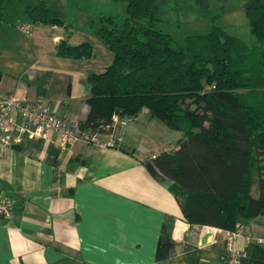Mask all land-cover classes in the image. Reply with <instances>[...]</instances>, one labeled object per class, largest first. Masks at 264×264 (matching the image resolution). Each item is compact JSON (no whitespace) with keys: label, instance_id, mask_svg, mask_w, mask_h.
Listing matches in <instances>:
<instances>
[{"label":"crops","instance_id":"crops-1","mask_svg":"<svg viewBox=\"0 0 264 264\" xmlns=\"http://www.w3.org/2000/svg\"><path fill=\"white\" fill-rule=\"evenodd\" d=\"M18 19L0 20V90L42 100L77 126L88 109L83 81L103 68L58 57L55 46L86 41L92 48L93 36L73 38L68 22L41 27ZM17 23L27 24V33ZM156 120L146 110L124 118L116 149L81 142L61 148L52 131L0 148V195L13 204L12 217L0 219V264H221L219 236L183 219L171 180L152 161L176 148L181 135L171 145L170 137L162 142L138 133L144 126L163 129ZM242 224L240 264H264V215Z\"/></svg>","mask_w":264,"mask_h":264},{"label":"trees","instance_id":"trees-1","mask_svg":"<svg viewBox=\"0 0 264 264\" xmlns=\"http://www.w3.org/2000/svg\"><path fill=\"white\" fill-rule=\"evenodd\" d=\"M7 1L0 0V20ZM123 1V16L90 21L112 58L86 76L88 109L77 127L146 110L181 132L176 148L152 161L171 180L168 188L187 223L232 228L264 215V2L243 7L254 40L247 44L216 26L175 41L155 28V0ZM23 9L31 22L63 25L43 1ZM55 54L89 58L92 48L86 41H59Z\"/></svg>","mask_w":264,"mask_h":264},{"label":"rangeland","instance_id":"rangeland-1","mask_svg":"<svg viewBox=\"0 0 264 264\" xmlns=\"http://www.w3.org/2000/svg\"><path fill=\"white\" fill-rule=\"evenodd\" d=\"M39 1H43L53 11L58 12L64 24L66 22L70 24L72 29L67 27V31H71L73 38L88 37L90 34L93 36L90 38L91 41L89 40L92 44L93 54L89 60L83 58L88 62L85 61L81 67H89L96 71L110 63L112 58L111 52L106 44L95 36L92 28H89V24L92 15L94 19L93 25L96 24L97 17L100 14L123 16L125 8L123 0H8L2 14V20L4 19L8 23H15L19 20L18 18L22 17L23 20L30 21L24 12V5L36 4ZM252 1L200 0L197 3L195 0H155L154 12L159 18V21L155 24V28L168 33L173 40L180 41L187 35L206 34L212 27L216 26L228 35L235 36L243 42L250 44L254 40L249 34L248 22L244 15L243 7ZM254 2L262 3L264 0H254ZM36 24L41 27L46 26V24ZM83 82L88 87L87 83ZM156 121L162 123L158 119ZM162 127L164 128L160 129L154 125L148 128L144 126L138 130V133L144 137H148L149 133L154 134L153 136L156 137L157 141L162 142H166L170 137L171 145L174 143L175 137L181 135V132L178 130L165 126ZM144 148H147V146L143 144L139 147V149ZM250 192L254 194L252 188Z\"/></svg>","mask_w":264,"mask_h":264},{"label":"built area","instance_id":"built-area-1","mask_svg":"<svg viewBox=\"0 0 264 264\" xmlns=\"http://www.w3.org/2000/svg\"><path fill=\"white\" fill-rule=\"evenodd\" d=\"M17 28L27 33L29 27L24 23L18 24ZM123 123L124 118L115 114L92 129H80L67 125L42 100L21 99L13 92L0 90V148L13 147L23 139H43L52 131L61 148L81 142L102 149H116L122 143L119 127ZM12 214V200L0 195V219H10ZM206 228L216 233L223 243L221 264H240L241 252L236 247V240L242 236V222H236L232 228Z\"/></svg>","mask_w":264,"mask_h":264},{"label":"water","instance_id":"water-1","mask_svg":"<svg viewBox=\"0 0 264 264\" xmlns=\"http://www.w3.org/2000/svg\"><path fill=\"white\" fill-rule=\"evenodd\" d=\"M207 235H204L203 238H202V242H204L205 238H206Z\"/></svg>","mask_w":264,"mask_h":264}]
</instances>
